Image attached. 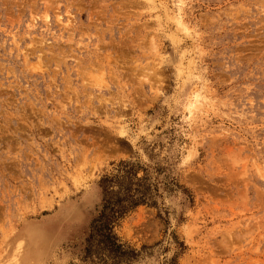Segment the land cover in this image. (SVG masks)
I'll return each mask as SVG.
<instances>
[{"label": "rangeland", "instance_id": "obj_1", "mask_svg": "<svg viewBox=\"0 0 264 264\" xmlns=\"http://www.w3.org/2000/svg\"><path fill=\"white\" fill-rule=\"evenodd\" d=\"M120 161L131 264H264V0H0V264H90Z\"/></svg>", "mask_w": 264, "mask_h": 264}, {"label": "trees", "instance_id": "obj_2", "mask_svg": "<svg viewBox=\"0 0 264 264\" xmlns=\"http://www.w3.org/2000/svg\"><path fill=\"white\" fill-rule=\"evenodd\" d=\"M142 171V176H138ZM158 177L138 163L120 161L116 174L98 181L101 201L83 244V261L90 264H131L139 252L123 243L115 229L140 206L157 207L161 198ZM171 186L178 188L175 183ZM169 187V186H167Z\"/></svg>", "mask_w": 264, "mask_h": 264}, {"label": "bare ground", "instance_id": "obj_3", "mask_svg": "<svg viewBox=\"0 0 264 264\" xmlns=\"http://www.w3.org/2000/svg\"><path fill=\"white\" fill-rule=\"evenodd\" d=\"M66 14H67V13H66ZM44 18H45V17H44ZM42 20H43V19H42ZM59 20H60V19H59ZM66 20H67V19H66ZM43 22H44V21H43ZM68 22H69V21H68ZM68 22L66 21L65 23H68ZM58 23H59V22H58ZM70 23H71V22H70ZM44 24H46V23H44ZM68 24H69V23H68ZM63 25H64V23H63ZM65 26H66V25H65ZM65 26H64V27H65ZM69 28H70V27H69ZM66 30H67V29H66ZM12 42H13V41H12ZM33 42H34V41H33ZM38 42H39V41H38ZM34 44H35V42H34ZM42 44H43V43H42ZM47 45H48V44H47ZM32 47H33V46H32ZM32 47H31V48H32ZM37 47H38V46H37ZM39 47H40V46H39ZM28 48H29V47H28ZM34 48H35V47H34ZM38 49H39V48H38ZM49 49H50V48H49ZM32 50H33V49H32ZM50 50H51V49H50ZM50 50H49V51H50ZM19 52H21V50H20ZM40 52H42V51L40 50ZM60 52H61V50H60ZM32 54H33V52H32ZM32 54H31V55H32ZM44 54H45V53H44ZM38 56H39V55H38ZM16 58H17V57H16ZM22 59H23V58H22ZM36 59H37V58H36ZM38 60H39V59H38ZM39 61H40V60H39ZM37 62H38V61H37ZM35 63H36V62H35ZM45 63H46V62H45ZM42 64H43V63H42ZM29 66H30V65H29ZM43 66H44V64H43ZM87 66H88V65H87ZM25 68H26V67H25ZM39 68H40V67H39ZM42 70H43V69H42ZM66 79H67V78H66ZM48 82H49V81H48ZM47 84H48V83H47ZM50 86H51V85H50ZM50 86H49V87H50ZM53 95H54V94H53ZM62 100H63V99H62ZM48 101H49V100H48ZM30 106H31V105H30ZM25 126H26V125H25ZM27 126H28V125H27ZM36 131H37V130H36Z\"/></svg>", "mask_w": 264, "mask_h": 264}]
</instances>
